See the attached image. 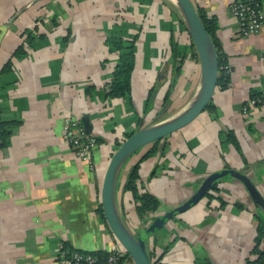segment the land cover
<instances>
[{
    "label": "crops",
    "instance_id": "0c3cea01",
    "mask_svg": "<svg viewBox=\"0 0 264 264\" xmlns=\"http://www.w3.org/2000/svg\"><path fill=\"white\" fill-rule=\"evenodd\" d=\"M190 1L215 20L227 84L216 85L209 108L160 139L137 168L134 190L155 197V210L138 215L126 188L131 166L149 145L120 166L115 204L132 231L181 204L206 175L223 168L245 174L264 199V106L240 111L248 96L264 92V23L239 36L229 11L235 0ZM260 5L264 10V0ZM7 20L0 118L14 124L0 148V264H66L69 250L102 258L122 249L99 213L108 158L125 134L172 118L194 99L200 85L195 49L169 0H0V25ZM34 26L26 43L22 32ZM109 35L133 40L129 98L100 93L117 60ZM21 43L24 53L12 55ZM83 115L97 142L92 168L62 137L63 118L80 122ZM258 221L264 225L260 208L236 179L224 176L151 233L145 246L151 264H246L255 258ZM127 259L123 253L120 264Z\"/></svg>",
    "mask_w": 264,
    "mask_h": 264
},
{
    "label": "water",
    "instance_id": "95a60500",
    "mask_svg": "<svg viewBox=\"0 0 264 264\" xmlns=\"http://www.w3.org/2000/svg\"><path fill=\"white\" fill-rule=\"evenodd\" d=\"M181 13L186 32L195 49L200 71V85L194 99L190 104L172 118L156 122L151 125L133 130L112 151L104 169L100 186V205L105 223L121 248L128 254L133 264H151L145 242L151 233L161 228L168 220L185 211L198 202L205 194H209L215 186L213 183L224 177L230 176L236 179L245 189L252 204L260 208L264 216V199L254 187L249 178L233 168H223L206 175L196 190L181 204L156 215L153 219L137 231L130 230L118 215L114 183L120 166L138 148L151 144L155 140L162 139L170 133L190 123L200 112L204 110L211 99L212 92L216 86L217 59L214 44L211 37L204 29L194 5L190 0H174ZM7 20L0 25V41L6 31ZM154 92L149 96V102L153 100ZM87 117L83 115L80 119L86 133L90 131ZM214 187V188H213Z\"/></svg>",
    "mask_w": 264,
    "mask_h": 264
},
{
    "label": "trees",
    "instance_id": "16d2710c",
    "mask_svg": "<svg viewBox=\"0 0 264 264\" xmlns=\"http://www.w3.org/2000/svg\"><path fill=\"white\" fill-rule=\"evenodd\" d=\"M196 10V9H195ZM199 19L211 37L212 42L214 44L216 59H217V79L216 85L218 87H225L227 84V72H226V63L224 58L222 57L219 49L214 40V31L216 28L215 20L211 17H206L199 9L196 10ZM35 31V26L32 28V31L25 30L22 32L23 40L26 43L32 38L31 32ZM106 43L110 50H114L117 52V60L111 72L110 78L106 84V88L103 92H100L103 97H127L130 96V75L133 67V40H124L122 37L118 35H109L105 39ZM24 43L19 44L13 51L12 55L18 56L24 53L23 45ZM6 67H8V63H4L0 68V73L3 72ZM255 95L251 94L250 96ZM149 105V104H148ZM210 106V102L204 108L207 109ZM14 124L13 121H7L0 118V148L3 147L6 143V138L10 133L11 126ZM90 134V133H89ZM127 133L126 136H128ZM232 143L235 145V142L232 138H229ZM96 140V139H95ZM160 140V139H159ZM159 140H155L151 144H148L149 147L147 150L141 155L140 159L145 158L149 154L155 151V147ZM139 159V160H140ZM138 162V161H137ZM136 165V164H135ZM133 166L126 182V188L130 189L136 198V211L138 215H143L146 212L155 210L157 206V200L155 197L150 195L149 193H137L134 186V181L137 179V166ZM212 186H215L213 183ZM214 188V187H213ZM208 194L206 193L205 196ZM99 213L103 218L101 209L99 208ZM104 220V218H103ZM105 222V221H104ZM261 246L259 247V245ZM125 252V251H124ZM255 254V258L246 259V264H262L264 263V225L261 221H258L256 224V232L254 237V246L251 251ZM97 254V253H95ZM129 258L128 254L125 252L124 257Z\"/></svg>",
    "mask_w": 264,
    "mask_h": 264
},
{
    "label": "built area",
    "instance_id": "2783aa9c",
    "mask_svg": "<svg viewBox=\"0 0 264 264\" xmlns=\"http://www.w3.org/2000/svg\"><path fill=\"white\" fill-rule=\"evenodd\" d=\"M229 11L237 23L239 36L255 33L264 23V10L260 0H235L229 4ZM261 58L264 59V55ZM256 106H264V92L248 96L241 104L240 111L246 113ZM62 121L63 140L76 156L92 168V151L97 144L95 137L86 133L78 119L73 116H66ZM123 253V249L112 248L100 258L90 252L69 250L63 254L62 261L66 264H120Z\"/></svg>",
    "mask_w": 264,
    "mask_h": 264
},
{
    "label": "rangeland",
    "instance_id": "374dc122",
    "mask_svg": "<svg viewBox=\"0 0 264 264\" xmlns=\"http://www.w3.org/2000/svg\"><path fill=\"white\" fill-rule=\"evenodd\" d=\"M169 1H171V0H169ZM172 2V4H173V6L174 7H176V9L178 10V12H179V14H180V16H181V13H180V11H179V8H178V6L176 5V3L175 2H173V1H171ZM182 17V16H181ZM140 124H141V122H140ZM139 124V125H140ZM142 128V127H141ZM136 129H138V128H136ZM135 129V130H136ZM171 134V133H170ZM125 135H127V134H125ZM168 136V135H167ZM119 137V136H118ZM120 139H121V137H119V141H120ZM124 139V138H123ZM122 139V140H123ZM121 140V141H122ZM145 146H147V144L145 145ZM145 146H142V147H140V148H138L135 152H133L127 159H126V161H125V163H128L129 165L133 162V160L134 159H136L137 158V156L141 153V152H143V149L145 150L146 148H145ZM141 160H143V159H140L138 162H135V163H133V165L131 166V167H133L135 164V166H137V168H142V164H143V162L146 160V159H144L142 162H141ZM140 166V167H139ZM146 165H144L143 166V168L145 167ZM125 253V252H124ZM126 264H133V262L131 261V259L130 258H128L127 259V263Z\"/></svg>",
    "mask_w": 264,
    "mask_h": 264
},
{
    "label": "bare ground",
    "instance_id": "6f19581e",
    "mask_svg": "<svg viewBox=\"0 0 264 264\" xmlns=\"http://www.w3.org/2000/svg\"><path fill=\"white\" fill-rule=\"evenodd\" d=\"M171 1L175 2L174 0H171Z\"/></svg>",
    "mask_w": 264,
    "mask_h": 264
}]
</instances>
